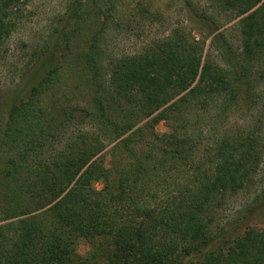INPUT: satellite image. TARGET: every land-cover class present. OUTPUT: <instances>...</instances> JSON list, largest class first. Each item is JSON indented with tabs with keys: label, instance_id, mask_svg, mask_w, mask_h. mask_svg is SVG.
Returning a JSON list of instances; mask_svg holds the SVG:
<instances>
[{
	"label": "trees",
	"instance_id": "16d2710c",
	"mask_svg": "<svg viewBox=\"0 0 264 264\" xmlns=\"http://www.w3.org/2000/svg\"><path fill=\"white\" fill-rule=\"evenodd\" d=\"M182 1L207 38L183 26L108 56L121 0H69L29 53L0 131V264H73L78 239L100 264H264V230L240 233L264 185L220 224L264 160V0H207L239 19V50ZM32 2L0 0V62Z\"/></svg>",
	"mask_w": 264,
	"mask_h": 264
},
{
	"label": "rangeland",
	"instance_id": "374dc122",
	"mask_svg": "<svg viewBox=\"0 0 264 264\" xmlns=\"http://www.w3.org/2000/svg\"><path fill=\"white\" fill-rule=\"evenodd\" d=\"M196 6L214 14L207 0H191ZM69 0H33L25 13L24 22L8 41L6 54L0 62V131L7 120L12 100L19 93L22 85V75L28 64V56L33 48L40 45L63 14ZM142 9L151 13L143 16ZM216 16L219 32H226L235 49L241 47L238 21L222 15ZM116 16V18H115ZM113 21L109 23L103 41V47L108 56H122L140 51L148 43L168 36L174 29L188 26L195 37L207 38V28L199 27L194 22L193 15L182 0H121L118 12L113 14ZM192 21V22H191ZM101 20L94 18L85 30V45L92 34L100 28ZM210 38L206 42V49L210 45ZM26 43L27 47L23 45ZM254 118V116H253ZM252 122V118H249ZM159 133L168 131L167 125L162 123L157 127ZM258 184L249 193H241L234 200L228 202L220 216V224L225 227L234 215L245 213L253 203L258 191L264 185V160L260 167ZM101 188L100 184L96 185ZM227 225V226H226ZM240 233L246 227L264 230V207L257 210L241 226ZM77 257L73 264H100L93 256V247L84 239H78L74 247Z\"/></svg>",
	"mask_w": 264,
	"mask_h": 264
}]
</instances>
